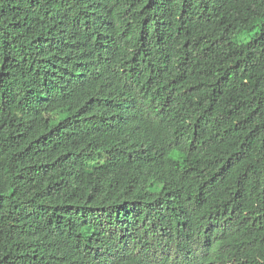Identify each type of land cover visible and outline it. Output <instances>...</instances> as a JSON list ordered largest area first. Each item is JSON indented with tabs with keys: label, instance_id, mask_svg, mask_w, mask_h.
I'll use <instances>...</instances> for the list:
<instances>
[{
	"label": "trees",
	"instance_id": "16d2710c",
	"mask_svg": "<svg viewBox=\"0 0 264 264\" xmlns=\"http://www.w3.org/2000/svg\"><path fill=\"white\" fill-rule=\"evenodd\" d=\"M0 264H264V0H0Z\"/></svg>",
	"mask_w": 264,
	"mask_h": 264
},
{
	"label": "rangeland",
	"instance_id": "374dc122",
	"mask_svg": "<svg viewBox=\"0 0 264 264\" xmlns=\"http://www.w3.org/2000/svg\"><path fill=\"white\" fill-rule=\"evenodd\" d=\"M236 39H237V41H244L245 40L243 35L237 36Z\"/></svg>",
	"mask_w": 264,
	"mask_h": 264
}]
</instances>
